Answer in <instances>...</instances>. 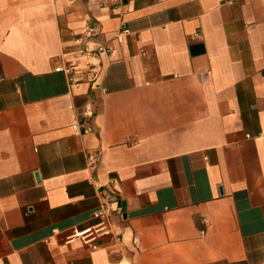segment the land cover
Here are the masks:
<instances>
[{
  "label": "crops",
  "instance_id": "0c3cea01",
  "mask_svg": "<svg viewBox=\"0 0 264 264\" xmlns=\"http://www.w3.org/2000/svg\"><path fill=\"white\" fill-rule=\"evenodd\" d=\"M110 4L0 0V264H264V0Z\"/></svg>",
  "mask_w": 264,
  "mask_h": 264
},
{
  "label": "built area",
  "instance_id": "2783aa9c",
  "mask_svg": "<svg viewBox=\"0 0 264 264\" xmlns=\"http://www.w3.org/2000/svg\"><path fill=\"white\" fill-rule=\"evenodd\" d=\"M110 1H112L111 4H110ZM222 1L227 2V3L231 2V0H222ZM121 2H122V0H101V6H106L108 4L113 5V6H118L121 4ZM127 31H128L127 27L123 24L121 27V30L119 32L118 38H120V36L125 34ZM86 32L88 35H93V34H97L98 30L94 26H88L86 29ZM77 40H80V38H78ZM110 50H111V48L109 46H107L106 44L99 45L97 48L94 49V51H97L98 53H102V52L103 53H109ZM88 51H90V50L82 51V54H84L85 52H88ZM56 70L57 71H66L67 68L64 67L63 65H59L56 68ZM90 70H92V69H90ZM70 80L73 83L78 82L77 80H74V78L72 76L70 77ZM92 112H93L92 106L90 104H86L85 109H84V114L87 116H91ZM73 128L75 129L77 134H79L81 132L80 129L78 128L77 124H73ZM94 216L96 218H98V223L95 226L86 228L80 232H75L73 235L70 236V239L80 238L85 243L92 244L93 247H96V240L98 239V237L105 235V234H110L113 231L112 227H111V221H110V216L108 213L107 203H104L102 206H100L94 212Z\"/></svg>",
  "mask_w": 264,
  "mask_h": 264
}]
</instances>
